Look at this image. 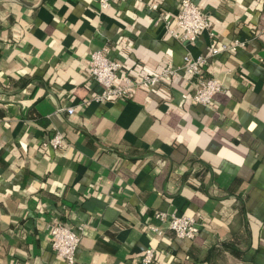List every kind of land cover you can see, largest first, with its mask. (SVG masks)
Returning <instances> with one entry per match:
<instances>
[{
  "label": "crops",
  "instance_id": "crops-1",
  "mask_svg": "<svg viewBox=\"0 0 264 264\" xmlns=\"http://www.w3.org/2000/svg\"><path fill=\"white\" fill-rule=\"evenodd\" d=\"M193 1L211 27L188 44L154 25L178 0H0V264H66L52 223L85 227L77 264H141L149 248L152 264H264V0ZM210 33L244 43L209 59L210 105L182 100V73L94 101L103 47L121 79L206 56ZM58 132L65 146L44 147ZM157 212L195 217L197 235L175 238Z\"/></svg>",
  "mask_w": 264,
  "mask_h": 264
},
{
  "label": "built area",
  "instance_id": "built-area-1",
  "mask_svg": "<svg viewBox=\"0 0 264 264\" xmlns=\"http://www.w3.org/2000/svg\"><path fill=\"white\" fill-rule=\"evenodd\" d=\"M113 1L98 0V4L101 10H107ZM178 7L173 22L160 14L155 19L154 25H161L166 34L178 42L193 44L201 34L210 30V23L193 0H178ZM149 8L157 10L158 6L152 4ZM210 38L206 56L192 58L186 55L179 67L165 64L157 72L124 76L121 79L118 76L122 69L121 64L109 58L108 46L103 47L93 53L89 60L90 78L103 88L102 93L94 97V101L104 103L114 99H125L135 89L152 90L162 83L172 81L182 73L194 80L189 92L182 94V100L193 106L210 105L213 96L223 91V88L217 80L204 76L209 59L235 52L244 46V43L239 40H233L230 44H219L215 41L212 33H210ZM59 111H67L70 115L74 113L72 108H60ZM43 146L61 149L65 146V138L58 132ZM154 218L164 224L179 240H192L199 230V224L195 217L157 212ZM146 228L150 233L157 235L162 233L157 226L147 225ZM84 229V226L70 229L63 223H52L48 226L52 249L66 264H77L76 254L82 241ZM154 260L155 250L149 248L144 252L140 262L141 264H152Z\"/></svg>",
  "mask_w": 264,
  "mask_h": 264
}]
</instances>
